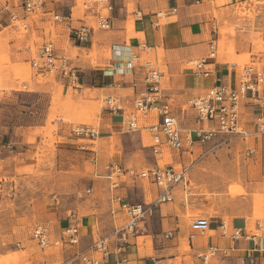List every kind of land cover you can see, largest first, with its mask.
<instances>
[{
    "label": "rangeland",
    "instance_id": "1",
    "mask_svg": "<svg viewBox=\"0 0 264 264\" xmlns=\"http://www.w3.org/2000/svg\"><path fill=\"white\" fill-rule=\"evenodd\" d=\"M65 1H55V6L63 10ZM77 1L80 5L74 16L83 17L82 0ZM224 3L221 0L220 4ZM19 14L14 25L0 30V264H80L81 240L69 244L63 235L70 224H83L86 218L93 220L94 236L107 237L112 248L137 237L143 240L142 250L153 248L154 235L149 233L159 231L161 212L186 217L188 228L194 218L203 215L225 212V220L230 221L238 213L249 212L247 202L235 203V199L251 195L252 218L264 221V185L257 189L252 185L264 179V136L219 133L201 141L195 134L201 126L194 120L196 112L189 99L176 104L183 109L179 120L183 135L194 134L193 143L185 141L182 160L191 166L188 183L177 187V201L155 203L157 186L139 177L124 176L113 188L107 177L111 161L137 172L152 166L156 157L144 127L154 120L142 116V127L128 130L123 123L113 124L115 116L106 107L105 98L112 93L121 96L130 111L133 90L98 88L77 60L79 56L90 59L93 68L101 72L110 62L112 42L99 45L95 36L92 49L70 44L65 50L59 39L69 32L66 23L55 22L43 12L20 10ZM215 15L219 22L217 60L234 66L226 57H236L239 73L246 64L264 68V0L215 10ZM89 18L88 23L94 25L95 18ZM99 31L110 33L97 27L94 32ZM47 41L55 42L81 70L80 87L54 75H41L32 66ZM159 50L161 68L167 73L165 49ZM164 85L171 86L168 74ZM250 120L243 118L245 125ZM80 126L93 128L96 136L79 133ZM196 139L200 142L195 143ZM256 141L258 150L249 154ZM182 160L174 151L159 158L162 165L178 162L181 166ZM118 193L146 209L137 225L122 231L124 235L117 234V228L126 226L130 217L112 201ZM40 224L50 233L47 247H41L33 236ZM180 248L182 253L190 252L188 235L181 239Z\"/></svg>",
    "mask_w": 264,
    "mask_h": 264
},
{
    "label": "built area",
    "instance_id": "2",
    "mask_svg": "<svg viewBox=\"0 0 264 264\" xmlns=\"http://www.w3.org/2000/svg\"><path fill=\"white\" fill-rule=\"evenodd\" d=\"M53 0H0V30L4 26L14 25L20 19V10L31 14L37 12L50 13L55 22L66 23L70 36L80 42L90 40L96 27L99 29H110L112 26L113 3L111 0H83L82 7L85 15L95 18L96 25H91L85 19H80L79 23H74L72 12H63L56 6H50ZM204 0H194L196 3ZM7 23V24H6ZM153 49L147 42H141L138 49L129 48L125 50L118 45L113 46V60L104 72L107 75L114 74H133L139 69H144V90L136 93L131 102V110L128 111L121 97L108 94L105 98L106 107L110 112L122 117V123L128 130H138L142 127L141 114L148 115L151 110L157 111V120L150 122L144 127L147 128L152 138V150L156 157V162L146 169L136 172L127 169V173L132 178L147 179L154 183L159 189L155 203H168L175 199L177 187L181 184L186 185L187 176L190 172V166L183 164L178 166V162L161 164L160 157L166 152H178L180 160L183 159V150L185 141L193 143V135L184 136L176 114V109L171 102L167 100L165 88L163 85V71L154 60L144 57L143 53ZM218 51V42L213 39L209 42V54L203 58L192 59L188 62L193 71L202 76L210 77V63L216 59ZM32 66L35 67L41 75H54L56 78L64 80L68 85L78 88L81 86V70L72 62L71 58L61 53L55 42H45L38 52L36 58L32 60ZM234 66H236L234 64ZM246 97L260 100L262 113L257 116L254 130L245 128L242 122V102ZM196 112V119L200 124H210L209 129L200 127L196 135H199L201 141H205L216 134H236L242 137L264 136V68L255 64L245 65L243 72L234 86L222 83L210 86L206 93L189 99ZM128 111V114L127 112ZM79 133L96 136V131L92 128L81 126ZM120 168V167H119ZM118 168V169H119ZM121 169V168H120ZM123 171V172H126ZM116 186L120 182H114ZM114 203H118L119 208L123 209L130 217L126 226L117 228V234L125 228L130 231L138 221L144 216L146 209L143 204L134 205L126 201L122 196H115ZM80 224H70L64 230L63 240L69 244L80 242L82 233ZM211 228V216H200L194 218L190 223L189 240L193 241L198 235L204 234ZM221 232L233 240L244 236L243 229L239 227H230L227 222L220 224ZM48 227L37 225L33 230V236L41 247H47L50 243ZM122 235V236H123ZM172 232L167 233L166 237H172ZM255 242L257 249H264V225L259 223L253 233L245 236ZM126 241V240H125ZM128 241V240H127ZM126 241V243H127ZM216 247H210L207 251L200 252L199 257L204 262H209L217 253ZM112 253L111 243L105 236L95 238L90 247V252H79L78 259L80 264H104ZM125 259H118L115 264H123Z\"/></svg>",
    "mask_w": 264,
    "mask_h": 264
},
{
    "label": "crops",
    "instance_id": "3",
    "mask_svg": "<svg viewBox=\"0 0 264 264\" xmlns=\"http://www.w3.org/2000/svg\"><path fill=\"white\" fill-rule=\"evenodd\" d=\"M55 1L58 0H53L50 6L54 7ZM111 1L113 3L112 26L110 29H106L110 30V33L105 31H99L98 33L94 32L86 45H83V43L77 44L70 36V32L59 39L62 48L65 50L70 47V44L73 47L92 49L95 36L99 38L97 40L99 45L112 42L110 62L104 68H101V72L93 68L90 59L83 56L77 57V60L85 67L86 71L94 77L92 80L93 85L96 86L99 84L100 86H98V88H105L108 91H110V89H114V91L132 89L134 94L133 97L130 95L132 102L136 93L144 90L143 81L145 70L139 69L133 74L114 75H107L104 70L112 64L113 46L118 45L120 48L124 47L125 50L129 48L138 49L139 44L144 41L153 47L151 51L143 53L144 57L157 62L160 68L161 57L159 49L161 47L165 49L164 59L168 71L166 73L161 68L164 73L163 85L166 75L168 74L171 86L164 85L165 94L167 95V100L175 107L179 120L181 116L180 113H183V109H180L179 106L177 107L176 104L186 102L190 97L200 93L203 89H208L214 84L222 83L234 86L237 83L240 73L236 67L231 66L227 62H219L217 57L208 66L211 70L210 77H202L196 74L193 69L190 68L188 62L192 59L208 56L209 42L213 39L218 42L219 22L215 15V10L250 2L252 0H225L226 3L224 4H220L221 0H204L200 3H196L194 0ZM65 2L66 4L62 11L66 13L72 12L74 23H79L80 19L89 21L90 18L85 15V12L83 17L74 16L75 9L80 5L77 0H66ZM43 13L51 15L50 13ZM65 26L67 27L66 24ZM226 58L227 60H233L235 62L233 65L235 64L237 66L238 62L235 61L236 57L228 54ZM243 67H245V65ZM113 95L119 96L117 94ZM123 104L125 105V101ZM243 108H246L245 113L243 112ZM262 112L259 99L250 97L244 98L242 102V122L245 125V121H243L244 116L252 119L249 121L248 125H245V128L250 131L254 130L256 118ZM153 113V116H149L150 114L148 115V120H157V113ZM112 116L113 118L115 116V119H112L113 124L122 123V117H120V115L112 113ZM194 120L201 127L207 125L205 123L200 124L196 119V115ZM149 134L148 132V135ZM196 142H200L199 139H196L195 143ZM256 144V147L248 149L249 154L258 150L257 141ZM181 162L183 163V160ZM263 181L264 179L262 178L261 182H252V185L257 189L264 185ZM177 190L175 192V199L172 202L178 199ZM156 191L158 196L159 189L157 188ZM116 195L121 196L119 193L114 194V196ZM122 197L125 198L123 195ZM229 200L233 201L231 198ZM242 202L248 203L249 207H247L246 210H249V212L238 213L233 216L230 221L225 220V212L210 215V231L198 235L193 241L189 240L190 226L188 228L186 225V217L181 216L177 212H167L166 214L161 212L159 231L149 233L154 235L152 249L146 247L145 250H142L141 248L144 244L143 240L140 238L137 239L136 237L135 241L118 244L115 249L111 247L112 253L104 264H115V261L118 259H125L123 264H264V249H257L253 240L245 238L247 234L255 231L259 223H263L264 225V221L261 219L254 220L252 218L251 195L235 199V203ZM223 221L227 222L230 227L242 228L244 236L236 240L225 236L220 229V224ZM80 227L82 237L78 245L79 252H90V247L96 238L94 236L96 230L93 220L91 218H86L83 224L80 223ZM170 232L174 235L167 238L166 234ZM187 235L190 252L182 253L180 248L181 239L185 238ZM210 247H216L218 251L209 262H204L203 259L199 257V253L207 251Z\"/></svg>",
    "mask_w": 264,
    "mask_h": 264
},
{
    "label": "bare ground",
    "instance_id": "4",
    "mask_svg": "<svg viewBox=\"0 0 264 264\" xmlns=\"http://www.w3.org/2000/svg\"><path fill=\"white\" fill-rule=\"evenodd\" d=\"M83 1V0H82ZM82 3V2H81ZM53 19V18H52ZM94 25H96V23H94ZM103 30H106V29H103ZM249 65V64H248ZM256 65V64H255ZM259 67V66H258ZM244 68V67H243ZM243 68H242V70H241V72H240V74L243 72ZM260 68H262V67H260ZM124 105V104H123ZM126 107V106H125ZM127 112V114H128V111H126ZM152 112H156L157 113V111L156 110H151L150 112H149V114L150 113H152ZM148 114V115H149ZM148 115H143V114H141L140 116H141V118H142V116H148ZM81 127V126H80ZM80 127H79V129H80ZM89 129H91V127H88ZM93 129V128H92ZM94 130V129H93ZM95 131V130H94ZM78 132H79V130H78ZM121 169H120V168ZM108 168H109V171H108V173H107V177L112 181V183H113V188H115V186H116V183L114 184V182H121V181H124L125 179L123 178L124 176H127V177H130L129 176V174L127 173V169H123L122 168V166L119 164V163H117V162H115V161H111L109 164H108ZM119 168V169H118ZM128 169H130L131 170V168H128ZM132 170H134V169H132ZM123 171H126V172H123ZM137 172H140V171H137ZM118 186V185H117ZM114 195H113V197H112V201H114Z\"/></svg>",
    "mask_w": 264,
    "mask_h": 264
}]
</instances>
